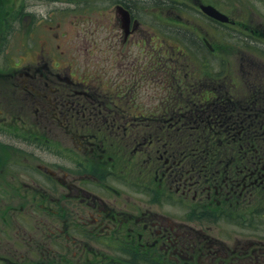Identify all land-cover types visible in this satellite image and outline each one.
<instances>
[{"label": "flooded vegetation", "instance_id": "obj_1", "mask_svg": "<svg viewBox=\"0 0 264 264\" xmlns=\"http://www.w3.org/2000/svg\"><path fill=\"white\" fill-rule=\"evenodd\" d=\"M10 1L0 39V264H264V158L250 165V152L264 144L228 149L229 160L238 151L244 163L234 176L228 173L234 163L219 170L227 171L239 197L216 199L217 190L200 184L211 176L200 150L182 147L207 140L186 135L205 124L193 122L199 106L191 104L192 59H172L181 65L171 67L160 51L172 49L175 38L187 54L185 28L193 24L185 26L184 15L200 12L194 30L204 35L205 54L198 69L219 80L220 103L229 106L227 85L252 90L229 99L241 112L249 109V119L221 137H264V0L243 6L242 0H53L65 7L45 15L27 9L26 0ZM204 4L228 20L202 13ZM67 11L72 17L65 22ZM176 25L181 32H172ZM231 71L235 82L228 84ZM167 76L173 104L161 92ZM137 157L154 164L144 175L158 186L160 200L126 208L118 163ZM186 157L192 162L184 170ZM193 171L202 218H210L202 229L167 206L186 201ZM221 203L230 221L224 210L205 213Z\"/></svg>", "mask_w": 264, "mask_h": 264}, {"label": "rangeland", "instance_id": "obj_2", "mask_svg": "<svg viewBox=\"0 0 264 264\" xmlns=\"http://www.w3.org/2000/svg\"><path fill=\"white\" fill-rule=\"evenodd\" d=\"M222 2V0H219ZM225 2H227L228 0H224ZM10 0H0V25H1V20L3 21L5 16L7 15V13L10 11L9 7H8V3L10 4ZM26 8L33 10V9H37L38 13L41 15V13L43 15H45V10L46 9H50L52 7H54V13H56V8H60L65 7L64 5H62V3H60L59 1H53V0H26ZM241 2L239 3L240 6H243L245 4H243V0L242 1H238ZM237 2V3H238ZM39 6H34L35 4H38ZM65 12V10H64ZM63 13V15H61L62 18H65L67 22L68 18L72 17V15L67 11L66 13ZM80 13H82V11H80ZM175 18V17H174ZM180 18V17H178ZM203 21V15L198 12V11H193V14H185L184 15V25L185 26H189L190 24H193L190 27V30L185 28V36H186V45L188 47H190V51L185 52V47L183 46V43L178 42V39L171 40L170 43H172V49H161V53H164L163 55H165V57H170V59H161L162 61L165 62H169V65L171 67H178L181 64H186L185 60L188 59H192V69L194 70V72H190L189 70V82H190V93H191V104L195 105V106H199L197 107L198 109L196 110V112L198 113V115L202 116L204 118V121L201 123H207L209 120L213 119L216 116H219L220 114H225L228 109L230 104H232L229 99L235 98V96L238 94V91L241 92V94L245 95L248 94V89H243L242 91L238 90L236 87H234L233 85H227V91H228V99L224 102L226 104H229V106H225L223 105L224 103H221L225 108H212L215 103H210L207 104L208 100H204L202 99L203 96L209 97L211 99V101H215L218 104L220 103V101L223 99H221L220 94L224 93L225 91L222 90L221 87L218 86L219 80L217 79V77L215 78H211L210 76H206L205 72H201L198 69V66H200V59H203L204 54H205V50L204 48L201 46V37L202 39L204 37L203 33L200 32V35L197 34L194 30V23H198V22H202ZM164 21H160L157 20V23H163ZM19 25V24H18ZM176 27L172 28V32L178 30L179 32H181V28L180 25H176ZM7 25H5V22L0 26V33H1V37L2 38V34H7ZM187 33H189V35H187ZM213 40H217L214 36H209V42L210 39ZM100 42V40H99ZM213 45H215V43H213ZM3 47V46H2ZM1 47V49H2ZM129 46H127L126 50L128 52H130L131 54L134 53L133 50H129L128 49ZM224 54H226V56L228 58H226V64L229 67H232L233 65V57L231 56L230 51H223ZM4 54V53H3ZM136 55V53L134 54ZM192 55V56H190ZM172 59H176L177 61H179L181 64L178 65L175 63V61H172ZM199 59V60H198ZM182 70V69H181ZM182 73H184V70H182ZM235 77V75L232 73H230V75H228V77H226L227 83L230 84L231 82H235V80H233V78ZM246 77L250 80L251 76L250 75H246ZM230 78H232L233 81L230 80ZM170 76H167L166 79H164L162 81V86H161V92L164 94V100L165 103L168 104H173V94L171 93V91L174 89L173 85L170 87ZM177 79L174 77L173 79V84L174 87H176L177 85ZM213 85H216V89L214 87H212ZM212 89H214V93H206L205 91L207 90L208 87H210ZM148 91V90H147ZM207 94V95H206ZM252 95V93H251ZM187 96V94H185L184 97L179 98V102L181 104H184L185 102H183V99H185V97ZM250 97V95H249ZM193 100V101H192ZM176 102V100H175ZM202 105L201 104H204ZM200 122V121H198ZM192 130H194V127H192ZM210 134H214L216 131L213 126L207 127V128H198L197 131H195V134L197 135H201L202 132H209ZM188 133V132H187ZM194 134V132H191ZM214 138V140L216 141H222V140H226L227 138H223L220 136H214L212 137ZM187 143V142H186ZM186 143L182 144L183 149L186 147ZM221 153L220 156H218V153ZM231 158V154L230 151L228 150V148H219V150H214L213 152H211L210 154V163H203L205 164L208 168L209 171L208 174H210L211 176L209 178L204 179L203 181L200 182V184H202L204 187H209L210 189L213 190H217L218 192L216 193V199L224 202L223 197L221 195V193H224L228 199H232L233 197L237 196L239 197V193L236 194V190L237 187L235 188H230L229 186L233 185V183L231 182L232 179L230 178V176L228 175V173H222V172H227L225 169L219 170L223 165L229 163V159ZM256 160V159H255ZM186 165L184 166V170L188 169V161L192 162V159L189 157H186L185 160ZM119 168H122L123 170L119 173L121 174L123 177L120 180L121 183V187L124 189V194L122 196L121 199V205L126 206V208L132 207V205L135 202H139L141 205V202H150V201H156L158 198V186L156 185V183L154 182L153 184H151L150 181V176L146 177L144 174L146 172V168H151L154 169V164L153 163H149V162H144L143 158L141 157H137L135 158L133 161H131V163H127V159L121 160L119 163ZM251 169H253L254 167H256V163H254V161H251ZM194 166V168L197 167V165H192ZM220 171L222 174L219 173H215L214 171ZM198 172V171H197ZM196 171H193L191 173H188L189 175H192L193 180L189 179V181L187 183H185L184 188L186 189V193H187V199L185 202L181 201V198H178V201H176L175 199H172V202H170L169 204H167L168 207L173 208L174 210V216H177V213H181L182 215L187 216L188 218H190V222L193 225L194 223L199 224L201 223V229L202 227L205 226V220H210L209 217L207 218H202V215L204 214V212L201 210L200 207V203H198V199L200 197L199 195V184L198 182H196L195 180L198 178V173ZM205 175V173H204ZM204 178V176L202 177ZM190 182H193V185L190 184ZM195 182V183H194ZM179 184V183H178ZM177 184V185H178ZM157 186V187H155ZM176 186V185H175ZM155 187V188H152ZM203 188V187H200ZM175 189L176 187H174L173 189H171V191L175 193ZM195 191V192H194ZM213 192H211L212 195ZM259 193V192H258ZM261 194V193H259ZM258 194V195H259ZM256 195V196H258ZM176 196H179V193L176 194ZM256 196H252V197H256ZM246 198H250L249 196L246 195V197L241 198L240 201H242L244 203V200H246ZM260 198V196L257 197V199ZM240 198H237V200H239ZM160 200V199H159ZM162 200L165 201L164 197H162ZM168 201V200H167ZM166 202V201H165ZM233 203V200L231 201ZM167 203V202H166ZM164 203V204H166ZM246 203L243 204V206L240 208V210L242 211V213H244L245 211H248L249 208V204L245 205ZM120 205V206H121ZM167 206L164 207L165 209H167ZM158 208L159 209H164L160 207V204L158 203ZM218 210H224V212H228L227 215H225V217L227 218V221H230V212L227 209V206L223 203H221L220 205L214 206L212 205L211 209L208 210V212H205L206 214H213V212H216ZM238 210V208H237ZM210 221H206V225H209ZM226 225V224H225ZM198 228V227H197ZM228 228V227H227ZM230 228H229V232H230ZM228 232V233H229ZM205 261H208V259L205 258ZM213 262V260H211V263Z\"/></svg>", "mask_w": 264, "mask_h": 264}, {"label": "bare ground", "instance_id": "obj_3", "mask_svg": "<svg viewBox=\"0 0 264 264\" xmlns=\"http://www.w3.org/2000/svg\"><path fill=\"white\" fill-rule=\"evenodd\" d=\"M249 92L252 93V90L250 88H249ZM213 108H220V105L219 104L214 105ZM248 110L249 109H244L242 112L238 113L237 119L240 120V121H242V122L243 121L247 122L248 119H249ZM197 121L203 122L204 121V118L199 115V116H197L196 119H193V122H197ZM210 126H213L214 129L215 130H218V131H216L212 135L209 133V135H208V138L209 139H214L212 137H214V136H220L222 132H225L226 131L225 126L223 125L222 120L217 121L216 119H211L207 123H205L203 125H200L201 128H207V127H210ZM248 129L250 130V128H248ZM186 135L191 136L192 133H187ZM198 137H200V136L198 134L196 135L194 133V138H198ZM236 137L242 138V140L240 141V144L246 145L249 142L251 148H256V144L257 143L264 142V137H260V136H251L250 135V136L247 137L248 141L246 139H243V137H239L238 134H236ZM189 143H193L194 145L192 147H196V148L199 149V145H195L194 142H187L186 144H189ZM183 150H185L187 152L190 149H189L188 146H186ZM253 156H258V157L264 158V147H257V151L253 153ZM209 157H210V151L209 150H205V149L203 150L202 149L200 151L199 161H201V163H203V162L210 163L208 161ZM229 163L236 164V167L231 168V170L229 172V175L234 176V174H237L238 171L241 169V168H239L237 166V164H242L244 162H243V160L240 157H233V159L230 160ZM197 202L200 203V199H198Z\"/></svg>", "mask_w": 264, "mask_h": 264}, {"label": "trees", "instance_id": "obj_4", "mask_svg": "<svg viewBox=\"0 0 264 264\" xmlns=\"http://www.w3.org/2000/svg\"><path fill=\"white\" fill-rule=\"evenodd\" d=\"M244 139H246L247 141H248V139L247 138H244ZM233 141H234V139L232 140V141H230L231 142V146H232V143H233ZM215 144L213 145V147H215V148H221V147H225L226 146V143H224V141H223V145H221V146H218L217 145V142H214ZM239 143H240V141H239ZM258 144V143H257ZM188 145V147L189 148H192V146L194 145L193 143H189V144H187ZM195 145H199V148H201V149H205V150H209L210 149V147H211V141L210 142H205V141H201V140H198V141H195ZM234 145V144H233ZM247 145H250L249 144V142L247 143Z\"/></svg>", "mask_w": 264, "mask_h": 264}, {"label": "water", "instance_id": "obj_5", "mask_svg": "<svg viewBox=\"0 0 264 264\" xmlns=\"http://www.w3.org/2000/svg\"><path fill=\"white\" fill-rule=\"evenodd\" d=\"M203 11L207 12L209 15L213 16V17H219L221 19H225V16L218 12L216 9H214L213 7L209 6V5H204L203 6Z\"/></svg>", "mask_w": 264, "mask_h": 264}]
</instances>
